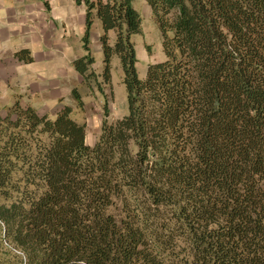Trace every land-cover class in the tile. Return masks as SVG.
<instances>
[{
  "label": "trees",
  "instance_id": "obj_1",
  "mask_svg": "<svg viewBox=\"0 0 264 264\" xmlns=\"http://www.w3.org/2000/svg\"><path fill=\"white\" fill-rule=\"evenodd\" d=\"M75 1L74 68L96 78L97 16L101 76L116 56L127 112L109 123L105 102L90 145L71 106L0 107V264H264V0H147L165 59L143 79L132 0Z\"/></svg>",
  "mask_w": 264,
  "mask_h": 264
},
{
  "label": "crops",
  "instance_id": "obj_2",
  "mask_svg": "<svg viewBox=\"0 0 264 264\" xmlns=\"http://www.w3.org/2000/svg\"><path fill=\"white\" fill-rule=\"evenodd\" d=\"M85 11L86 6L75 0H0L1 107L19 97L23 105L51 118L63 106L73 107L72 90L82 82L73 61L86 54ZM93 26L90 47L94 40L100 50L97 16ZM21 50L30 61L16 55Z\"/></svg>",
  "mask_w": 264,
  "mask_h": 264
},
{
  "label": "rangeland",
  "instance_id": "obj_3",
  "mask_svg": "<svg viewBox=\"0 0 264 264\" xmlns=\"http://www.w3.org/2000/svg\"><path fill=\"white\" fill-rule=\"evenodd\" d=\"M132 5L141 18V32L133 34L131 41L134 44L137 59L135 63L136 71L138 77L143 79L150 63L165 59L162 47V33L147 0H132ZM91 31L95 33L96 29L94 26ZM109 36L110 42L113 43L114 32L110 31ZM90 51L95 59L92 67L96 73V78L89 81H83L82 79L81 84L74 87L80 94L82 105L79 106L73 97L74 105L73 107L71 106L70 116L75 121L86 124V142L92 145L100 131L103 104L107 102L108 105L107 122L113 123L127 112V100L119 59L113 56L111 61V80L109 83H104L101 76L103 54L101 49L96 48L94 40H92Z\"/></svg>",
  "mask_w": 264,
  "mask_h": 264
},
{
  "label": "clouds",
  "instance_id": "obj_4",
  "mask_svg": "<svg viewBox=\"0 0 264 264\" xmlns=\"http://www.w3.org/2000/svg\"><path fill=\"white\" fill-rule=\"evenodd\" d=\"M21 255H22V253H21Z\"/></svg>",
  "mask_w": 264,
  "mask_h": 264
}]
</instances>
